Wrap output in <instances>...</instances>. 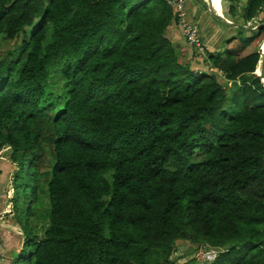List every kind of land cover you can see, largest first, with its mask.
<instances>
[{
	"label": "trees",
	"instance_id": "16d2710c",
	"mask_svg": "<svg viewBox=\"0 0 264 264\" xmlns=\"http://www.w3.org/2000/svg\"><path fill=\"white\" fill-rule=\"evenodd\" d=\"M228 1L264 23V0ZM249 32L206 46L202 70L168 0H0V151L24 166L25 233L9 255L0 233L3 264H201L178 260L205 245L204 264H264V85L243 53L264 27Z\"/></svg>",
	"mask_w": 264,
	"mask_h": 264
},
{
	"label": "rangeland",
	"instance_id": "374dc122",
	"mask_svg": "<svg viewBox=\"0 0 264 264\" xmlns=\"http://www.w3.org/2000/svg\"><path fill=\"white\" fill-rule=\"evenodd\" d=\"M213 2H215L214 10L221 11L219 13L228 20H231L235 23L242 25H250V26L259 25L258 22L252 20L248 21L247 24L243 17L239 18L237 15L233 16L229 14L228 8L226 7V5L228 4V0H213ZM246 2L247 0H242L241 7L245 5ZM187 5L186 7L188 12V19L189 20L193 19L195 21V25H197L198 27V32L202 41L201 42L202 48L197 47L195 45L193 46L190 45V47L194 49L196 48L198 51H201V53L202 50L204 51L202 55L200 54L195 55L193 61L195 60L197 65L201 66L199 68H201L202 70L209 69L208 66L209 64L208 63L205 64L203 62L204 61L203 56L208 55L207 52L208 49L205 50L206 46L210 48L208 50L209 52L212 50V52L214 53H223L228 48L231 49L237 48L239 45L243 44L241 39L246 40L245 38L251 35L249 31L241 27L229 25L220 18H218L216 15H214L210 10V5L207 0L205 1L190 0ZM179 28L181 30L180 22H179ZM263 38L259 41L257 45L256 43H252V42L247 43L245 46V51L243 53L248 54L249 52L254 51L255 49L257 50ZM229 39L231 41H228ZM258 40L259 38H257L255 42ZM12 44H13L12 42H8L6 40L3 41V44L0 47V55H5L6 50L9 49V47ZM260 69L261 67L259 65V67L256 68L255 73L258 72L256 74H260L261 71ZM231 84L232 83H230L229 86H231ZM5 145L2 147V151H0V158L2 160L4 159L3 161L8 160V162L10 163L7 165H4V163L0 164V233L2 232V238L5 236L7 239L10 237L12 240H15L14 244H10L8 248L4 249V253L9 255L13 249L17 250L18 248H20V245L23 243L25 238V233L22 224L18 222L16 203H15V196H16L15 185L13 182L15 175L14 173L23 172L24 166H21L19 165V163L13 161V159L11 158V151H9L10 150L9 147ZM49 160H52V158L50 157ZM20 202L22 203L23 201L21 200ZM26 205L27 203H25V206ZM33 205H36V202H33ZM3 245L4 244L3 241H1V236H0V253L1 250H3ZM200 248L186 249V253L188 254L187 257L179 259L178 262L179 263L185 262L189 257L192 256H195L198 259ZM180 253H181L180 251H177V253H175L176 257L180 255Z\"/></svg>",
	"mask_w": 264,
	"mask_h": 264
},
{
	"label": "built area",
	"instance_id": "2783aa9c",
	"mask_svg": "<svg viewBox=\"0 0 264 264\" xmlns=\"http://www.w3.org/2000/svg\"><path fill=\"white\" fill-rule=\"evenodd\" d=\"M168 2L174 6L176 10V14L179 22L181 23V30L183 32L184 37L186 38L189 45L197 46L202 48L201 37L198 32V27L195 25V21L193 19H188V12L186 7V0H168ZM195 26V29H194ZM206 50V48H205ZM201 53V51H199ZM204 53L202 50L201 55ZM203 56V57H207ZM209 66V65H208ZM210 70H213V67L210 66ZM219 253V250L215 247L211 246H201L199 252V260L201 264H204L206 261L214 260Z\"/></svg>",
	"mask_w": 264,
	"mask_h": 264
},
{
	"label": "water",
	"instance_id": "95a60500",
	"mask_svg": "<svg viewBox=\"0 0 264 264\" xmlns=\"http://www.w3.org/2000/svg\"><path fill=\"white\" fill-rule=\"evenodd\" d=\"M207 1H208L209 5H210V10H211V12H212L214 15H216L218 18H220L221 20H223L225 23L229 24V25L237 26V27H241V28H243V29H245V30H247V31H251V32H254V33L259 32L260 29H261L262 27H264V23H260L258 26H254V27H252V26H250V25H242V24L235 23V22H233V21H231V20H228L227 18L223 17V16L219 13V11H215V10H214L215 7H214V2H213V0H207ZM195 50H197V49L195 48ZM257 52L260 54V59H259V61H258L257 68L259 67V65H260V67H261V69H260V70H261V71H260V74H258V75H260L261 80H262L263 85H264V38H263V40L260 42V44H259V46H258V49H257ZM256 73H258V72H256Z\"/></svg>",
	"mask_w": 264,
	"mask_h": 264
},
{
	"label": "crops",
	"instance_id": "0c3cea01",
	"mask_svg": "<svg viewBox=\"0 0 264 264\" xmlns=\"http://www.w3.org/2000/svg\"><path fill=\"white\" fill-rule=\"evenodd\" d=\"M229 5H230V2L228 1V4L226 5V7L229 8ZM226 10H227V9H226ZM241 11H242V9L239 10V11L237 12V14H236L239 18H241V16H240ZM252 21L258 22V24H260V22H259V18H258V17L253 18ZM256 25H257V24H256ZM3 263H4V261L0 259V264H3Z\"/></svg>",
	"mask_w": 264,
	"mask_h": 264
},
{
	"label": "bare ground",
	"instance_id": "6f19581e",
	"mask_svg": "<svg viewBox=\"0 0 264 264\" xmlns=\"http://www.w3.org/2000/svg\"><path fill=\"white\" fill-rule=\"evenodd\" d=\"M220 5H221V2H220ZM214 7H215V2H214ZM219 12H221V11H219Z\"/></svg>",
	"mask_w": 264,
	"mask_h": 264
},
{
	"label": "clouds",
	"instance_id": "9594fccd",
	"mask_svg": "<svg viewBox=\"0 0 264 264\" xmlns=\"http://www.w3.org/2000/svg\"><path fill=\"white\" fill-rule=\"evenodd\" d=\"M252 27H254V26H252ZM8 147V146H7Z\"/></svg>",
	"mask_w": 264,
	"mask_h": 264
}]
</instances>
